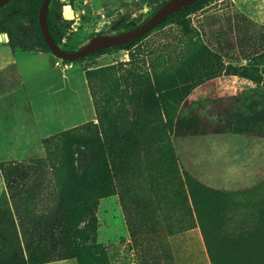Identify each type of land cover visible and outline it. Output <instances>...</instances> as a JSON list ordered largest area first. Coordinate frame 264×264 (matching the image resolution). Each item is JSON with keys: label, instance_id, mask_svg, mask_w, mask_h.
I'll use <instances>...</instances> for the list:
<instances>
[{"label": "rangeland", "instance_id": "1", "mask_svg": "<svg viewBox=\"0 0 264 264\" xmlns=\"http://www.w3.org/2000/svg\"><path fill=\"white\" fill-rule=\"evenodd\" d=\"M166 1L51 0L50 7L66 27L62 46L74 51L94 36L137 27ZM19 23L16 42L34 43L30 21ZM20 56L33 63L22 64L25 76L45 63ZM111 65L122 90L125 70L135 75V101L123 119L117 111L120 128L137 131L131 152L126 136H115L110 153L97 154L105 172L83 176L75 169L82 146L97 148L87 139L94 130H83L81 144L49 139L41 158L4 162L30 169L6 189L1 215L54 224L51 241L30 250L36 264H264V27L233 0H210L128 49L74 61L65 73L56 67L58 81L68 75L73 89L75 121L94 114L83 69Z\"/></svg>", "mask_w": 264, "mask_h": 264}, {"label": "trees", "instance_id": "2", "mask_svg": "<svg viewBox=\"0 0 264 264\" xmlns=\"http://www.w3.org/2000/svg\"><path fill=\"white\" fill-rule=\"evenodd\" d=\"M42 1L43 0H11L0 8V34L6 35L8 45L13 50L20 49L23 51H32L39 48L50 52L38 25V12ZM209 1L210 0H197L191 6L182 8L170 15L166 20L157 25L151 31L170 21L184 20L185 14L188 11L192 9L199 10ZM50 4L51 0L47 11V26L50 36L59 47L65 51H71L62 46V40L66 34V27L64 26L63 20L57 16L54 10L51 9ZM163 4L164 3H162V5ZM9 5L11 6L7 7ZM162 5H160V7ZM19 20L30 21L33 26L35 38L34 43L31 44L30 41H28L29 43L27 45H22L20 41L16 42L15 33L19 30ZM151 31L132 42L115 46L113 48L128 49L147 36ZM117 33L120 32L118 31ZM21 39H24V37H21ZM24 40L27 41L26 38ZM109 49L111 48L99 50L86 57L103 54ZM86 57L77 60H83ZM117 69L118 68L114 65L100 68L87 67L83 69L97 123L90 121L42 140V145L47 144L49 139L65 141V144L68 145L69 139L77 137L78 144H81L80 140L83 141L84 138L82 131L85 130V132L93 133L92 131L94 130V138L92 139L88 137L87 139H90L91 143L94 141L97 148L89 147L88 145L82 146L84 151L78 155L81 158L77 159V166L75 167L77 172L82 171L83 176H88V174L91 173L98 177L101 175V171L105 172V161L102 159L99 162L97 154L102 156V154L107 151L110 153V148L112 147V142L115 140V136L122 135L123 138L126 136L128 140L126 142L123 140L126 143L125 146H128L130 152L133 150V144L128 142L137 131L132 127L130 130L122 127L120 128L121 123H119L118 120L121 118L118 117L117 111L120 110L122 112L123 119L125 117V113H128L125 105L135 101V90L130 91L131 87L129 84V80L134 79L135 75L131 69L125 70L128 75L126 77L121 76L120 79L125 81L128 89L122 90L120 88L121 84L119 78H115ZM172 79L173 78H171V82L175 81ZM116 99L122 100L120 105L117 103L118 101H116ZM136 145H138V143H136ZM96 149L97 152L95 153ZM98 162L100 167L97 165ZM29 169L30 167L23 166L21 163L16 164L2 162L0 164V173L6 189L10 192L14 190L16 180L27 176ZM73 169L74 168L72 167L71 172L74 171ZM91 199L92 198H89V201L87 202H91ZM58 221V224H60L62 229L67 228L66 223H64L65 220H63V215ZM53 229L54 224L52 221L47 220L41 227V224L37 223V221L33 220L26 223L19 220V223H16L15 220L7 219L4 214L1 215L0 213V264H36V257L30 250L34 249L32 246L36 248L38 244L41 245V243H49L53 237Z\"/></svg>", "mask_w": 264, "mask_h": 264}, {"label": "crops", "instance_id": "3", "mask_svg": "<svg viewBox=\"0 0 264 264\" xmlns=\"http://www.w3.org/2000/svg\"><path fill=\"white\" fill-rule=\"evenodd\" d=\"M233 3L245 18L264 27V0ZM20 54H35L36 60L45 63L25 76L22 64L28 68L33 63L27 57L22 62ZM53 57L39 48L13 50L6 35L0 34V164L41 158L43 139L96 120L94 111L93 117L84 123L75 121L73 89L68 87V75L61 74L58 81V61ZM5 191L0 173V199Z\"/></svg>", "mask_w": 264, "mask_h": 264}, {"label": "water", "instance_id": "4", "mask_svg": "<svg viewBox=\"0 0 264 264\" xmlns=\"http://www.w3.org/2000/svg\"><path fill=\"white\" fill-rule=\"evenodd\" d=\"M10 1L11 0H0V8ZM196 1L197 0H168L147 20L142 22L137 27L120 33L94 36L85 45L74 51H65L59 47L50 36L47 26V11L50 0L42 1L38 12V25L50 52L64 61L71 62L102 49L132 42L151 31L176 11L191 6Z\"/></svg>", "mask_w": 264, "mask_h": 264}, {"label": "built area", "instance_id": "5", "mask_svg": "<svg viewBox=\"0 0 264 264\" xmlns=\"http://www.w3.org/2000/svg\"><path fill=\"white\" fill-rule=\"evenodd\" d=\"M56 65L62 70L63 73H65L68 69H71L73 67V62H67L61 59L57 62Z\"/></svg>", "mask_w": 264, "mask_h": 264}]
</instances>
